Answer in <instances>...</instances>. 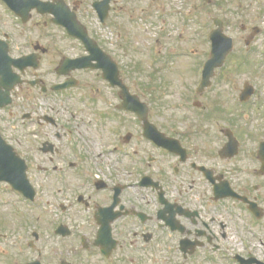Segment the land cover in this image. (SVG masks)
<instances>
[{"label":"flooded vegetation","instance_id":"1","mask_svg":"<svg viewBox=\"0 0 264 264\" xmlns=\"http://www.w3.org/2000/svg\"><path fill=\"white\" fill-rule=\"evenodd\" d=\"M7 1L30 20L0 0V31H14L0 32V149L24 162L11 174L29 185L23 193L0 182V240L14 238L19 250L1 264H264L250 252L264 231L260 0L234 9L238 19L215 0L159 9L182 18L180 43L194 38L178 50L166 45L167 20L156 27L152 9H142L152 66L180 65L170 72L181 83H165L169 91L155 99L152 85L139 95L128 75L141 68L121 53L135 48L119 21L121 0L102 5L104 20L93 9L104 0ZM72 13L80 36L53 23L73 21ZM43 20L59 32H45ZM217 32L232 41L226 57L230 43L213 44ZM122 83L143 106L122 94ZM65 104L93 107L102 124L94 145L62 123ZM78 113L86 111L70 116ZM238 246L245 253L232 255Z\"/></svg>","mask_w":264,"mask_h":264},{"label":"rangeland","instance_id":"2","mask_svg":"<svg viewBox=\"0 0 264 264\" xmlns=\"http://www.w3.org/2000/svg\"><path fill=\"white\" fill-rule=\"evenodd\" d=\"M201 1V2H200ZM224 2L226 7L229 9L228 11H231L234 15L232 18L238 19L239 16L236 15V12L233 11L234 9H237L240 6H244V8H248L247 4H251L256 6V1H247V0H215ZM188 2V3H187ZM200 2L201 4L204 3L203 0H155L152 2V0H121V6L126 7L125 13L127 15L122 14L121 18H119V21L125 26L127 29H129V32L131 33V39H133L134 47H129V52H121L123 59L126 61H133L134 67H140L141 70H136L135 73L128 74L132 81H136V92L139 95L147 96L146 92H151V88L149 85H152V97L155 99L157 95L159 97L163 98V94H165L169 89H166L165 83H175L177 85L179 82V77L176 74H173L171 71H177L180 69V65L176 63V66H169L160 70L155 69L152 64L151 60L149 58V51L151 46V40L149 38V35L147 34V31L145 30L147 26L145 25V22L142 19H145V15L141 11L142 9H146L149 7L151 13L149 14L151 17V20L153 24L157 27L158 25L162 24V18L167 20L166 25L168 26V36L166 38V45L169 43L170 49H182V48H189L190 45L194 43V38H187L183 39L182 43L178 41L177 33H179V27L182 26V18L180 16H177L175 11L181 10L183 8H187L190 6V4H194ZM215 2V3H216ZM187 3V4H186ZM260 4L264 5V0L259 1ZM184 4V5H183ZM166 8L173 10L174 13L166 12L164 13V16H159L157 13V9H161L162 11ZM213 13H217L216 6H214L213 9H211ZM215 16V15H213ZM246 20H252V13L249 15L246 14ZM239 22L242 21V19L238 20ZM144 22V23H143ZM136 24V25H135ZM41 26L45 30V32L52 33L53 31L55 33H58L59 31L57 29H52V26L45 25L44 26V20L41 21ZM191 25L189 24V27ZM11 26L5 27L6 31L8 33H14L13 30L10 29ZM192 34L193 32L190 31ZM156 34V33H153ZM137 35V36H136ZM172 35V36H170ZM136 36V37H135ZM117 42H119V38H114ZM131 42V41H130ZM172 45V47H171ZM178 52V51H176ZM152 67V68H151ZM130 69H128L129 71ZM131 71V70H130ZM129 71V73H130ZM172 75L171 80H167V77ZM245 75H240L239 78L242 79ZM165 98H171L174 99V96L170 92L167 97ZM158 103V102H157ZM161 101L158 103L159 109L161 108ZM59 107V106H58ZM67 108L70 109V111H78L84 110L86 113H78V116H75V118L70 116V111L67 110ZM93 107L91 105H85V104H65L64 107L61 108V121L63 124H65V127L72 128L75 133L74 137L75 139H79L82 136L84 139V146L88 145H94L96 139L101 134V122L100 118L94 113ZM57 114V113H55ZM80 114V115H79ZM62 155H67L66 150H64V153ZM45 204V203H44ZM6 207L0 206V209H5ZM26 209H28L26 207ZM258 239L256 241H253V244L250 247V252L252 255H254L256 258H258L261 261H264V231L260 230L257 233ZM14 238L11 237L10 244L6 245L2 240H0V252L4 250H7L5 253H1L2 257H0V264L6 259L13 257V253H17L18 246L13 243ZM235 241V240H233ZM235 253L244 254L245 249L241 246L236 247L234 250H232V255H235ZM222 264V263H221ZM231 264V263H229ZM235 264V263H233Z\"/></svg>","mask_w":264,"mask_h":264},{"label":"water","instance_id":"3","mask_svg":"<svg viewBox=\"0 0 264 264\" xmlns=\"http://www.w3.org/2000/svg\"><path fill=\"white\" fill-rule=\"evenodd\" d=\"M11 157H2L0 158V165H2L3 167H5L6 170H11L14 167V162H16L15 159L18 160V158H14L15 154L14 153H10ZM19 161V160H18ZM16 168H18L16 166ZM10 180L11 183L15 186V188H18V178H16L15 182H13L12 176L7 175L4 180Z\"/></svg>","mask_w":264,"mask_h":264}]
</instances>
